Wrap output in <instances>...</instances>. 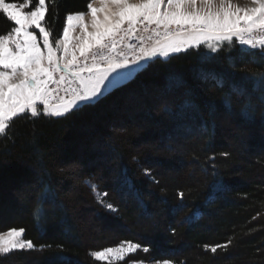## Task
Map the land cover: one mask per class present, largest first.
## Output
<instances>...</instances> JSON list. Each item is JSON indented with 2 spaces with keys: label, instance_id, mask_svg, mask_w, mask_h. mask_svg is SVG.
<instances>
[{
  "label": "trees",
  "instance_id": "1",
  "mask_svg": "<svg viewBox=\"0 0 264 264\" xmlns=\"http://www.w3.org/2000/svg\"><path fill=\"white\" fill-rule=\"evenodd\" d=\"M88 2L46 0L45 26L53 39L61 36L66 15L86 12ZM13 26L0 14V34ZM143 65L99 103L67 119L15 120L14 141L10 134L7 150L0 151V231L24 228L36 249L0 264H107L91 252L122 241L142 248L114 264H264V103L247 84L253 118L245 119L241 100H248L232 92L244 84L240 68L264 71V61L234 40L217 52L201 44ZM234 65L233 78L225 79ZM213 76L224 80L222 88ZM173 78L195 90L198 112L163 110L165 101L183 100V90L165 91ZM96 144L106 149L102 167L92 165ZM221 152L232 155L225 159ZM40 181L51 186L56 200L55 206L44 204L47 214L37 220ZM24 192L31 194L22 197ZM228 240L229 248L216 254L204 248Z\"/></svg>",
  "mask_w": 264,
  "mask_h": 264
},
{
  "label": "snow or ice",
  "instance_id": "2",
  "mask_svg": "<svg viewBox=\"0 0 264 264\" xmlns=\"http://www.w3.org/2000/svg\"><path fill=\"white\" fill-rule=\"evenodd\" d=\"M86 7V12L67 14L62 35L53 39V32L45 26L49 12L46 0L35 3L0 0V14L14 25L6 34H0V138L5 145L0 146V151L7 150L10 134L14 141L17 118L33 123L41 117L67 119L125 84L144 67L141 61L170 57L172 53L198 48L201 44L217 52L223 42L234 40L264 61V0H248L243 6L236 0H89ZM133 38L140 42L138 50L128 43ZM258 68L249 71L240 68L244 84L232 89L235 95L248 100L247 103L241 100V116L245 119L253 118L247 84L252 85V92L261 93L260 100L264 103V71ZM236 69L234 65L233 73L225 79H232ZM202 79L207 81L208 76ZM212 79L217 87L224 86V80L215 76ZM175 90H183V100L179 105L165 101V112L176 114L178 110L179 114H185L200 110L195 90L185 80L171 79L165 91ZM226 104L231 107L230 98ZM36 139L34 131L33 142ZM231 155L220 153L225 159ZM144 174L151 176V171L145 169ZM39 183L42 186L36 193L33 209L37 220L47 214L44 204L55 206L56 200L51 186L43 181ZM90 186L92 191L97 190L94 184ZM178 195L183 199V192ZM105 206L114 209L112 203ZM172 231L175 234V229ZM25 232L24 228L0 231V259L36 249L33 241L24 238ZM231 244L232 240H228L224 244H205L204 248L216 254ZM141 248L139 243L122 241L118 246L93 251L91 255L96 261L114 264ZM142 250L149 252L147 247ZM162 264H175V261L164 259Z\"/></svg>",
  "mask_w": 264,
  "mask_h": 264
},
{
  "label": "rangeland",
  "instance_id": "3",
  "mask_svg": "<svg viewBox=\"0 0 264 264\" xmlns=\"http://www.w3.org/2000/svg\"><path fill=\"white\" fill-rule=\"evenodd\" d=\"M236 2L237 3H239L241 6H243V5H245L247 2H248V0H236ZM65 23H66V20H65ZM33 31H36L37 33H38V30H36V29H33ZM61 35H62V33H61ZM206 46H207V44H206ZM208 47V46H207ZM243 48H246V47H244V46H242ZM138 50V49H137ZM161 57H163V56H161ZM163 58H165V57H163ZM145 62H147V61H141V63L143 64V63H145ZM134 96V95H133ZM135 98V97H134ZM136 101V100H135ZM39 107H43L42 105H39ZM153 109V111H155V107L154 108H152ZM134 112H137V114H138V112L139 111H134ZM136 114V115H137ZM137 117V116H136ZM149 128V127H148ZM232 132L233 131H235L236 129L234 128V127H232ZM146 132H150V134L151 133H153L152 131H151V128H150V130L149 131H146ZM145 132V133H146ZM155 148H157V147H155ZM105 147H101V146H99V144H96V147H95V152H98L99 154H98V156H97V159H96V161H95V163H93L92 165L94 166V165H97V163L99 164V166L100 167H102V163H103V161H104V157H103V155H104V153H105ZM168 162H172L171 161V159L168 161ZM167 170V173L168 174H170V175H173V173H175L174 171H176V170H174V171H171L170 172V170L169 169H166ZM179 170V169H178ZM177 170V171H178ZM164 171H165V169H164ZM242 177V176H241ZM118 246V245H117ZM161 262V264H162V261H160ZM148 264H157V261H152V262H149Z\"/></svg>",
  "mask_w": 264,
  "mask_h": 264
},
{
  "label": "built area",
  "instance_id": "4",
  "mask_svg": "<svg viewBox=\"0 0 264 264\" xmlns=\"http://www.w3.org/2000/svg\"><path fill=\"white\" fill-rule=\"evenodd\" d=\"M128 43H131V44L134 45L137 49H139V44H140V42H139L137 39L133 38V39H131L130 41H128Z\"/></svg>",
  "mask_w": 264,
  "mask_h": 264
}]
</instances>
